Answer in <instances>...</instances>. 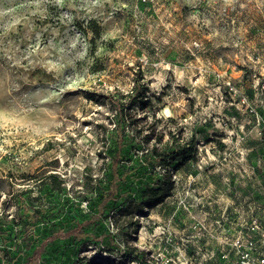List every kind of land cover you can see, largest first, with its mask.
Segmentation results:
<instances>
[{"label":"rangeland","instance_id":"374dc122","mask_svg":"<svg viewBox=\"0 0 264 264\" xmlns=\"http://www.w3.org/2000/svg\"><path fill=\"white\" fill-rule=\"evenodd\" d=\"M135 79L148 99L129 120L155 117L161 141L169 131L193 136L197 159L173 172L170 195L139 216L129 243L159 264H206L207 249L255 231L251 217H264V0H0V226L20 213L10 197L18 190L26 205L63 208L66 219L88 213L116 122L109 95ZM125 125L135 159L144 146ZM50 172L62 193L44 179ZM100 226L114 230L110 219ZM62 245L48 243L38 263L135 261L122 247L79 244L78 259L55 250Z\"/></svg>","mask_w":264,"mask_h":264},{"label":"trees","instance_id":"16d2710c","mask_svg":"<svg viewBox=\"0 0 264 264\" xmlns=\"http://www.w3.org/2000/svg\"><path fill=\"white\" fill-rule=\"evenodd\" d=\"M91 24L96 27L93 20ZM93 30L97 33V29ZM147 92L145 83L135 79L132 87L126 93H121L119 98L109 95V103L116 115V122L108 135L109 159L104 163V179H96L88 190L94 196L88 201V213L85 216L77 217L74 214L66 219L61 217L63 208H43L23 203L26 190L11 193L10 197L17 199L21 209L18 215H12L0 226V264H39L38 258L43 248L48 243L57 244L60 241L63 245L55 250L69 251L78 259H83L78 257L82 245L85 248L86 245L96 244L108 253L122 247L123 253L132 260L139 264H149L145 261L144 252L129 243V239L135 237L140 227L139 216L146 212V208L163 202L170 195L174 186L173 172L197 159V146L193 136L184 139L172 131L167 132V139L161 141V133L155 127L157 119L153 116L150 123L141 125L138 119L129 120L131 110L138 106L146 107ZM168 119L173 120L171 117ZM125 121L133 125L130 132L144 146L136 156L133 155L135 159H131V155L128 157L133 147L130 146L131 142H125L127 135L124 131L126 126L130 127L125 125ZM129 160L131 163H127ZM44 179L49 182L52 190L63 192L62 181L56 173L50 172ZM134 182L139 183L136 195L131 194L129 188ZM56 218H61L60 223L48 228L49 222H54ZM104 219H110L114 230L101 229L100 224ZM40 225L48 228L47 231L40 229L43 228ZM89 237L90 240L87 239Z\"/></svg>","mask_w":264,"mask_h":264},{"label":"built area","instance_id":"2783aa9c","mask_svg":"<svg viewBox=\"0 0 264 264\" xmlns=\"http://www.w3.org/2000/svg\"><path fill=\"white\" fill-rule=\"evenodd\" d=\"M251 218L250 229L255 231L238 232L226 248L225 245H221L216 249H207L209 257L206 264H264V228L256 230L261 227V222L264 223V217ZM145 261L149 264H159L146 257ZM133 263L139 264L137 261ZM160 264H164L163 260Z\"/></svg>","mask_w":264,"mask_h":264}]
</instances>
